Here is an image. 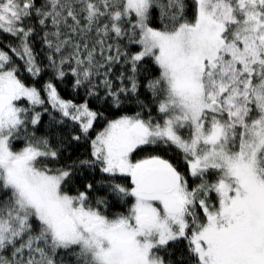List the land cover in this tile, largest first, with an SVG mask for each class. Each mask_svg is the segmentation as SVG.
<instances>
[{
    "label": "snow or ice",
    "instance_id": "snow-or-ice-1",
    "mask_svg": "<svg viewBox=\"0 0 264 264\" xmlns=\"http://www.w3.org/2000/svg\"><path fill=\"white\" fill-rule=\"evenodd\" d=\"M0 264H264V0H0Z\"/></svg>",
    "mask_w": 264,
    "mask_h": 264
}]
</instances>
